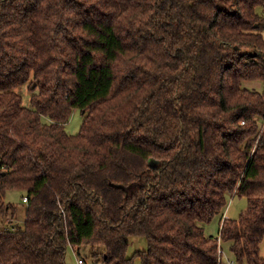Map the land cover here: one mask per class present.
<instances>
[{
    "label": "trees",
    "instance_id": "1",
    "mask_svg": "<svg viewBox=\"0 0 264 264\" xmlns=\"http://www.w3.org/2000/svg\"><path fill=\"white\" fill-rule=\"evenodd\" d=\"M258 8L0 0V264H66L85 246L102 264H219L224 244L237 264H264ZM8 192L24 193L22 225ZM235 196L247 206L228 219ZM132 237L148 248L128 257Z\"/></svg>",
    "mask_w": 264,
    "mask_h": 264
},
{
    "label": "rangeland",
    "instance_id": "2",
    "mask_svg": "<svg viewBox=\"0 0 264 264\" xmlns=\"http://www.w3.org/2000/svg\"><path fill=\"white\" fill-rule=\"evenodd\" d=\"M257 13L262 16L264 22V10L262 8L257 9ZM264 38V30L262 32ZM245 87L250 89L261 90V86L258 82H246L244 83ZM19 95H21L23 100V105L28 106L29 104V92L27 91L25 86L19 87L15 89ZM82 115L79 111H74L70 118L68 119L67 123L65 124V131L70 134L74 135L77 134L81 123H82ZM24 193L22 192H8L5 198V202L7 204L14 205L17 208V217L15 223L17 225H22L25 218V203L23 202ZM247 201L243 197L235 196L233 198L228 199L227 209H225L224 214L225 217L228 219H236L239 217L240 213L246 209ZM10 221V217L8 216L3 220L2 227H6L8 222ZM206 233L213 238L217 237L218 228H219V220L218 218L214 219L210 224L205 226ZM148 248L147 241L142 237H132L129 239V246L127 249V256L131 257L137 251H145ZM223 258L222 263L226 264V259L231 257L230 253L227 250V245H223ZM81 254L83 257L86 258L88 264H102L101 261L95 260L90 257V247H83L81 249ZM260 256L264 258V242L260 246ZM75 256L71 254L68 250L67 252V264H76L75 263ZM233 260V259H232ZM134 264H140V260L135 258Z\"/></svg>",
    "mask_w": 264,
    "mask_h": 264
},
{
    "label": "built area",
    "instance_id": "3",
    "mask_svg": "<svg viewBox=\"0 0 264 264\" xmlns=\"http://www.w3.org/2000/svg\"><path fill=\"white\" fill-rule=\"evenodd\" d=\"M263 127H264V123L262 124V128ZM23 202L26 203V198L23 199ZM217 240L220 241L219 236H218ZM73 251H74V254H75V258H76V264H86L84 259L80 258L77 255V252L75 251V249ZM219 254H220V263L219 264H222L223 252L221 250H219ZM225 262H226V264H237L234 259L233 260H226Z\"/></svg>",
    "mask_w": 264,
    "mask_h": 264
},
{
    "label": "crops",
    "instance_id": "4",
    "mask_svg": "<svg viewBox=\"0 0 264 264\" xmlns=\"http://www.w3.org/2000/svg\"><path fill=\"white\" fill-rule=\"evenodd\" d=\"M74 249H75V248H74ZM74 249L70 248L69 251L71 252L72 255L75 256L74 251H73ZM75 251L77 252V254H78V253L81 254V250H77V249H75ZM78 256H79L80 258L84 259V258L81 257L80 255H78ZM222 258H223V257H222ZM232 259H233V257H230L229 259H226V260H232ZM84 261H85L86 264H88L87 261H86L85 259H84ZM75 263H76V260H75ZM66 264H67V263H66ZM222 264H223V263H222Z\"/></svg>",
    "mask_w": 264,
    "mask_h": 264
}]
</instances>
